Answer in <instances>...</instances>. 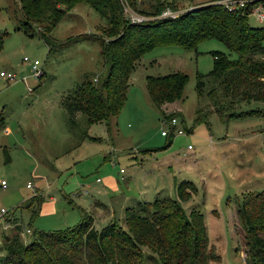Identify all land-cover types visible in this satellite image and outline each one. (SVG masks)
Returning <instances> with one entry per match:
<instances>
[{"label":"rangeland","instance_id":"obj_1","mask_svg":"<svg viewBox=\"0 0 264 264\" xmlns=\"http://www.w3.org/2000/svg\"><path fill=\"white\" fill-rule=\"evenodd\" d=\"M117 1L122 10L121 1ZM174 1L182 12L212 0ZM153 2L135 0L137 9H146ZM263 5L256 4L262 14ZM20 20L18 0H0V72L15 75L13 81L0 78V209L7 212L0 217V232H12L4 223L13 218L23 231L30 227L48 232L73 226L79 218L75 209L32 216L25 208L26 201L41 194L46 200L54 195L70 201L84 211L94 198L109 206L111 195L99 179L122 169L125 183L121 188L126 194L136 195L148 182L169 191H161L157 197H175L174 180L191 181L197 192L181 208L187 216L193 208L203 215L213 255L207 263L248 264L246 233L236 207L241 192L264 188V103L241 104L239 110L249 115L232 119L226 126L215 114L209 116V126L193 122L195 111L209 103L206 94L196 95L197 74L206 75L212 70L213 52H223L230 59H236V54L216 40L202 41L192 51L157 47L144 54L130 76L124 105L110 120L107 133L105 123L88 126L82 114L70 122L59 105L60 97L77 88L86 76L100 82L106 74L97 40H69L75 36H102L104 18L88 4L78 3L51 31L52 40L47 45L36 27L30 32L32 36L19 30ZM248 22L264 25V21H256L254 13ZM23 58L40 63L42 74L38 80L22 64ZM177 71L187 76L182 99L156 107L147 95L145 76ZM23 77L28 78L26 84L20 81ZM162 111L171 115L164 118ZM171 117H176L185 133L160 136L169 127ZM28 183L31 189L26 187ZM79 192L89 195L77 196ZM62 194L69 197L63 199ZM146 194V201H153V192ZM116 201L113 199L115 206ZM95 210L100 214L98 208ZM110 212L105 211L109 221L125 230L123 212L117 206L113 215ZM95 222L98 229L107 223L97 216ZM19 236L24 242L23 235ZM31 238L25 235L27 242ZM142 252L145 264H156L152 251L142 248Z\"/></svg>","mask_w":264,"mask_h":264},{"label":"trees","instance_id":"obj_2","mask_svg":"<svg viewBox=\"0 0 264 264\" xmlns=\"http://www.w3.org/2000/svg\"><path fill=\"white\" fill-rule=\"evenodd\" d=\"M127 1L134 11L150 19L129 22L117 0H18V29L32 36L30 32L36 27L46 45L52 40L51 31L78 3L88 4L106 22L102 36L69 38L97 40L107 66L100 82L86 76L77 88L60 97L59 105L70 122L82 114L88 126L105 123L109 133L110 120L122 109L130 76L144 54L157 47L192 51L207 40L220 42L237 58L213 52L212 70L206 75L197 74L196 95L206 94L209 103L195 111L194 124L209 126L208 118L215 114L226 125L232 119L249 115L239 110L241 104L264 103V25L252 26L248 22L254 6L264 4V0L232 10L212 0L182 12L174 0H154L146 9H137L135 0ZM167 8L177 12L176 16L156 17ZM53 43L56 44L54 39ZM144 80L149 99L160 108L182 99L187 76L177 71L146 75ZM161 114L164 118L171 115L163 111ZM83 135L87 138L85 132ZM170 144L171 140L167 146ZM196 192L192 183L182 180L175 183V197L156 196L151 202H137L125 208V230L111 220L98 229L89 214L71 227L48 232L30 227L22 231L16 223L12 235L2 236L4 255L0 256V264H145L142 248L154 253L156 264H208L213 255L208 248L203 215L193 208L187 216L181 208ZM39 197L34 194L26 201L25 208L32 216L37 215L42 201ZM33 204H37L34 209ZM236 214L246 233L248 264H264V188L242 193ZM25 235L32 237L29 242Z\"/></svg>","mask_w":264,"mask_h":264},{"label":"crops","instance_id":"obj_3","mask_svg":"<svg viewBox=\"0 0 264 264\" xmlns=\"http://www.w3.org/2000/svg\"><path fill=\"white\" fill-rule=\"evenodd\" d=\"M178 121V120H177ZM231 121V120H230ZM228 121L226 123V125L230 122ZM225 125V124H224ZM225 125V126H226ZM177 129L179 130H182L183 133H185L184 129L181 127V125H179V122L177 123V126H176ZM189 150V149H188ZM119 171L120 169L117 171V173H113L112 175L111 174H107L109 176L107 177H104L102 180H100L99 178V181L103 183L104 187H106V189L108 190V192L110 193L111 195V202L109 204V206H106L105 204H102L100 202H98L95 198L93 200H91V203H90V207L87 208V210H83L82 207L78 206V205H74V204H71L70 201H67V200H61V199H58V198H55L54 195L53 196H49L48 197V200H46L41 194H38L41 198H42V201L38 207V212H37V215L39 214H56L58 213L57 210L60 209V210H64V209H75V211H77L79 213V218L77 220L76 223H78L80 221L81 218L84 217V215L86 214H89L90 216H92L93 218V225L96 223L95 222V218L96 216L97 217H100L102 219V221H106L108 222L109 221V217H107L105 215V211L106 212H109L111 211L110 213L113 215V212H114V208L117 206L118 210L121 212H124L125 208L127 207H130V206H133L135 205L137 202H147V198H146V192L148 193L149 191H151V194L153 192V196L154 198L161 192V191H167L169 192L168 190H166L165 188H162V187H159L157 184H154V183H148V182H144V184L142 185L141 189H139V192L135 195L131 194V193H128L126 194L125 192V188H121L122 187V184L125 183L123 179H121V176L124 175H121L119 174ZM129 180V178H126V180ZM187 181V180H186ZM178 182V181H177ZM190 183H192L191 181H189ZM257 183H259V181H256ZM173 187H175V183L176 181L174 180L173 182ZM256 183V184H257ZM193 184V183H192ZM125 185V184H124ZM194 185V184H193ZM255 185V184H254ZM149 191H147L148 189H150ZM30 189V188H29ZM125 189V190H124ZM249 191H255L253 189H246L244 190L243 192L241 193H245V192H249ZM150 194V195H151ZM52 195V194H51ZM77 196H83V195H89V194H86L85 193H77L76 194ZM241 195V194H240ZM65 196V197H64ZM69 197V196H68ZM68 197H66V194H62V198L63 199H67ZM113 199H117L116 201V206L114 205L113 203ZM115 201V200H114ZM70 203V204H68ZM113 207V208H112ZM95 208H98V210H100V214L95 210ZM113 209V210H112ZM59 211V210H58ZM36 215V216H37ZM111 217V216H110ZM111 219V218H110ZM19 224L17 222V220H15L14 218L6 221L4 224H6L5 226L6 227H9L11 228L12 232L11 233H7V234H4L0 232V250L2 249L3 251V246H2V236L3 234L4 235H12L14 233L13 231V226ZM3 224V225H4ZM75 225V224H74ZM2 227V226H1ZM23 231V230H22Z\"/></svg>","mask_w":264,"mask_h":264},{"label":"built area","instance_id":"obj_4","mask_svg":"<svg viewBox=\"0 0 264 264\" xmlns=\"http://www.w3.org/2000/svg\"><path fill=\"white\" fill-rule=\"evenodd\" d=\"M122 3V12L125 15V18L127 20H129V22L131 23H140L142 21L148 20L150 19L149 17H146L144 15H141L139 13H137L136 11H134L129 4L126 2V0H120ZM254 0H217L215 3L217 4H221L225 7H227L229 10H232L234 8L237 7H243L245 6L247 3H251ZM258 9H261L260 7H258L256 9V5L254 6V9L251 11L250 14L254 13L255 19L257 22H263L264 21V14H262L261 12H258ZM263 9V8H262ZM177 14V12H173L170 9H164L158 16H156L157 18H161V17H175ZM154 17V18H156ZM22 64L23 65H27L30 70H31V76L38 80L41 77L42 71L40 69V63L37 60H33L30 61L28 58H23L22 59ZM0 78H4L7 81H13L15 80V75L14 74H10V73H4V72H0ZM27 77H23L20 79V81H22L23 83L26 84L27 82ZM168 123H169V127L166 130H162L160 132V136L162 137H166V136H170V133L172 132L174 135H180L183 134L182 130H179L176 128L177 126V119L175 117H172L170 119H168ZM171 133V134H172ZM188 149H190V147H188ZM124 170L120 169L119 174L123 175ZM123 176H121L122 179ZM1 185L4 187V183L1 182ZM26 187L29 189H31L30 187V183H28L26 185ZM7 212L3 209H0V217L4 216ZM27 233H29V230H26Z\"/></svg>","mask_w":264,"mask_h":264}]
</instances>
